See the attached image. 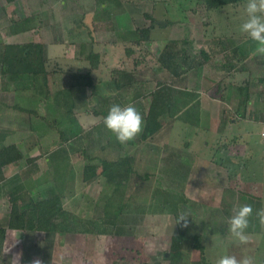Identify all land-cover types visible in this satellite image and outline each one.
I'll use <instances>...</instances> for the list:
<instances>
[{
  "label": "rangeland",
  "instance_id": "obj_1",
  "mask_svg": "<svg viewBox=\"0 0 264 264\" xmlns=\"http://www.w3.org/2000/svg\"><path fill=\"white\" fill-rule=\"evenodd\" d=\"M28 1L14 7L0 0V44H29L37 39L34 32L49 27L43 30H48L54 41L75 44L74 54H67L72 61L80 60L82 75L92 74L93 88L78 87L65 98L63 91L72 79L62 72L76 64L63 67L56 58L46 66L48 86L42 77L35 86L27 76L16 86L2 76L0 68V145L16 144L25 155L23 161L5 168V175L12 181L0 190V221L4 225L8 221L11 206L7 192L11 188L22 210L32 206L33 195L40 191L60 193L66 197V209L78 213L84 222L100 217L102 227L108 214L119 226L110 235L4 230L0 232V241L5 236L0 264H15L12 257L16 255L20 264H31L35 258L50 264L54 250L62 259L68 248L71 256L60 264H90L92 255L87 256L86 263L76 258L84 252H107L108 243L117 248L125 243L128 248L122 251L130 257V264H172L167 254L178 234L174 212L181 213L184 205L193 230L183 238L181 250L190 260L181 255L175 264H217L224 255L237 259L247 255L255 264H264V226L256 232L246 231L248 242L242 244L228 231L227 223L250 199L259 204L256 208H264V124L259 123L264 121V55L254 54L256 42L240 31L247 19V0L215 10H208L199 0H109L112 6L107 11L100 5L102 0H93V4L92 0H62L65 4L54 6ZM72 10H79L85 17L69 20L66 11ZM4 12L17 18L37 16L35 22L40 27L15 43L7 33L13 17ZM147 14L156 20L148 42L137 46L120 38L127 30L151 26ZM44 32L41 30L42 38L47 40ZM42 42L39 44L45 45ZM127 48L132 49L130 54ZM164 51L175 56L184 52L194 55L195 65L205 63L203 51L211 59L201 69L174 67L172 70L184 72L175 77L172 70L158 63ZM90 52L100 55L96 69L88 59ZM176 62L180 63V58ZM117 71L134 75L131 89H109ZM56 73L60 74L54 76ZM136 86L140 88L137 92ZM181 91L193 92L195 98L182 97L178 104L183 106L182 111L173 118L169 97ZM112 104L133 105L141 113L143 131L149 135L144 143L121 144L105 128L101 112H108ZM84 116L90 129L102 122L85 143L87 154L97 159L85 160L81 154L84 144L72 140L63 142L64 151L61 155L57 152L56 161H51L49 154L61 145V131L70 128L69 119ZM54 120L58 124L52 125ZM243 136L250 149L239 144ZM99 142L106 149L98 148ZM191 145L196 151L205 150L200 162L190 153ZM152 146L162 148L163 154L166 147L179 153L172 154V161L166 151L164 161L161 157L156 166L152 158H144L147 151L144 154L143 150ZM125 157H133V173L125 180L127 185L115 189L103 173L101 160L116 162ZM86 167L95 170L90 181L83 178ZM186 172L189 175L184 180ZM177 176L183 180L180 182ZM145 208L147 213L142 211ZM252 216L255 218V213ZM257 227L252 223L248 229L255 231ZM196 234L198 240L194 239Z\"/></svg>",
  "mask_w": 264,
  "mask_h": 264
},
{
  "label": "trees",
  "instance_id": "obj_2",
  "mask_svg": "<svg viewBox=\"0 0 264 264\" xmlns=\"http://www.w3.org/2000/svg\"><path fill=\"white\" fill-rule=\"evenodd\" d=\"M6 1L8 3H12L16 0H6ZM199 1L204 3L208 10H215L230 4L243 2L245 0H199ZM111 2L112 1L109 0H102L100 5L103 7V10L107 11L112 6ZM146 17L149 19L151 18L152 20L151 23L153 22L151 26L143 27L140 29L137 28L134 30H127L126 32L123 33V35L120 34V38L124 39L125 41L133 42L137 46H141L144 42H148L150 40L149 39L150 35L154 30V25L156 24V20L153 19V16L149 14H147ZM34 21L35 18L32 17H28L25 19H12V23L10 27L14 33L26 32L36 28V26H34ZM126 51L127 53L130 54L132 52V49L127 48ZM202 54L204 56L205 63L211 59V56L207 54L205 51H203ZM177 57L180 58L181 61L180 63L176 62ZM196 58H197L196 56L190 55L185 52L180 53L178 56H175V54H171L164 51L162 55L158 58V63L164 69L167 68L168 70L170 69V71L174 67L184 68L187 65L188 68L186 69L187 71H190L195 68L201 69L203 67V64H205L204 62L199 60L200 63H197L195 65ZM88 59L90 60L93 68L96 69L99 67L100 65L99 54L90 52L88 55ZM47 63H48L47 50H46V46L43 44L32 43V42L29 44H22V45L0 44L1 74L3 77H7L14 84H16V86L18 82L23 81L22 77L24 76H27L29 79L33 80V84L35 86L42 77L44 84L48 86L49 73L46 68ZM181 73L184 72L179 70L171 71L172 76L175 77H178ZM133 76H134L133 74L128 73L126 71H117L115 72V77L112 79V83L108 84V87L110 90L114 88V91H124L125 89H131L133 86V81L134 82L136 81L135 79L132 81ZM71 79H72V84H70L66 88V91L65 90L63 91L65 98H69L70 96H72V93H75L74 90L78 87L93 88V79L90 73L86 75L76 74L72 76ZM82 81L85 82L81 83ZM134 89H135L134 91L137 92L140 88L138 89V86H136L134 87ZM186 92L187 93L181 91L179 92V94H177V92L170 94L169 99L171 100V105H172L170 106L171 117L173 118L176 117L178 114H180V111H182L181 107L183 106L182 105L178 106V104L181 103L180 100L182 99V97L185 96V97L195 98L192 92L191 93H189V91ZM189 110L190 108H186L184 111L188 112ZM71 113L72 111H70V114ZM101 114H103L105 117L107 115V112L102 111ZM186 119H190L189 116H186ZM69 120L71 124L70 128L68 130L61 131V139H62L61 145L49 154L50 158H52L51 161L52 160L56 161L57 152H60L61 155V152L64 151L61 149L64 144L63 142L67 143L72 140H78L84 144V149L82 150L81 154L84 156L85 160L90 161L93 159H97L96 157H92L89 154H87L85 143H87V139H91L90 137L93 138V136L96 134L97 128L98 129L101 128L100 126L102 125V122L96 124L91 129L90 128L86 129L80 125V123L76 118H70ZM55 124H58L57 120H54L52 123V125ZM99 132L101 133V130ZM147 136L149 135L147 133L145 134L144 131L142 130L140 135H138L134 140L129 141V143L132 145H136L137 143L139 144L144 143L145 138ZM171 150L172 149L166 147L164 151L170 153V157H172L171 159L172 161H174V156L172 154L177 155V153L179 152L177 151L176 153H172L174 149L172 151ZM145 151H147V154ZM165 152L163 154L162 148L157 149L156 147L154 148V146L150 147L149 150L148 149L143 150V153L146 154V157L144 158L145 159L152 158L153 159L152 164L154 165L158 164L161 157H162V161H164ZM24 159H25L24 153L20 150V148L16 144L6 145L2 143L0 145V190H2L9 182L12 181L9 180L5 175V170H6L5 168L10 165L17 164L23 161ZM156 160L157 163H155ZM101 164H103L104 166L103 173L107 178L108 183L114 185L115 189H119L123 185L124 186L127 185V182L125 180L129 177L131 173H133L132 172L133 169L130 168V165L131 166L133 165V157L121 158L116 162H110L108 160L103 159L101 160ZM187 171L188 172L191 171V166L187 168ZM95 175H96L95 170L93 168L86 167L83 178L85 181H90L95 177ZM7 193L10 197L9 201H10L11 210L8 215V221L6 225L2 224V222L0 221V232L4 230L5 231L18 230V231H39L45 233H60V234L99 233L103 235H110L114 232H117L114 231L115 227L117 226L116 225L117 223L115 224L113 221V217L111 218L108 214L105 215L104 218L102 217L103 218L102 224H104L102 227L99 225L101 224L100 217L98 219L87 218L86 222H84L83 220L85 219L79 216L78 213L66 209L65 207L66 197L60 193H53L50 195L49 193L47 194L46 192L40 191L35 195H33V201H32L33 204L30 208L26 210L21 209L15 191L13 192L10 188ZM249 204L252 205L253 207V214L255 213V218L253 216L249 218L250 224L255 223L258 225V227L256 228L255 231L253 228H250L246 231L256 232L259 231L258 229H260V223L256 215L257 211L259 210L256 207L257 206L259 207V204L252 199H250ZM185 207L186 205H184V208H182L183 210H181V213L186 211ZM113 211L117 212L115 210ZM142 211L143 213H147L146 208L144 210L142 209ZM174 214L177 222L180 213L174 212ZM177 226H178V234L173 237V245H172L173 248L171 253H169V258H168L172 264H175L178 260H180L182 255V250H181L182 240L186 235L190 234L191 231L193 230L191 228L192 226L190 222L188 227L186 228L181 227L180 224H177ZM122 231L123 230L120 229V231L118 232L121 233ZM4 238L5 236L0 241V249L3 248L2 244L5 240ZM194 239L198 240L199 234H196L194 236ZM194 246L199 250L203 251L202 246H200L198 243H195Z\"/></svg>",
  "mask_w": 264,
  "mask_h": 264
},
{
  "label": "clouds",
  "instance_id": "obj_3",
  "mask_svg": "<svg viewBox=\"0 0 264 264\" xmlns=\"http://www.w3.org/2000/svg\"><path fill=\"white\" fill-rule=\"evenodd\" d=\"M247 19L241 24L240 31L246 34L249 39L256 42L257 47L254 54L264 55V0H247L245 6ZM103 124L107 130L113 133L116 140L126 144L134 140L143 130L144 118L133 105L112 104L103 118ZM253 214V207L250 204L241 205L228 219V231L239 243H247L246 230L250 227V217ZM259 223L264 226V208L256 213ZM190 214L182 212L177 222L181 227H188ZM15 264H20L19 255L13 256ZM31 264H43L39 258L33 259ZM217 264H255L251 256H244L237 259L233 255H224L217 260Z\"/></svg>",
  "mask_w": 264,
  "mask_h": 264
},
{
  "label": "crops",
  "instance_id": "obj_4",
  "mask_svg": "<svg viewBox=\"0 0 264 264\" xmlns=\"http://www.w3.org/2000/svg\"><path fill=\"white\" fill-rule=\"evenodd\" d=\"M6 1V0H5ZM27 2V0H16V1H14V2H12V3H8L7 1H6V5H11V6H14V7H17L18 5L20 6L21 4H23V3H26ZM30 4H40L41 2H43L44 4L46 3L47 4V2L49 3V5L50 6H54V5H56V4H58V3H60L61 2V5L62 4H65V2L64 1H62V0H43V1H40V0H38V1H32V0H29L28 1ZM43 3H41V4H43ZM92 4H93V0H92ZM127 9V8H126ZM35 12H38V11H35ZM35 12H33L34 14H36ZM67 13V16H69V20H73L74 18H76L77 16L80 18V17H85V16H83V14H81L80 12H79V10H72L71 12H68V11H66ZM150 13V12H149ZM4 14H5V12H4ZM5 15H7V17H9V18H11V17H13V16H11L9 13L8 14H5ZM15 16V15H14ZM87 16V15H86ZM143 16H145V14H143ZM28 17H32V18H35V21H38V17L37 16H25V17H22L21 18V16H20V18H17V17H13V19H25V18H28ZM92 17H95L94 16V14L92 13ZM127 17L128 18H131V14L130 13H128L127 14ZM12 19V18H11ZM34 21V26H36V28L35 29H38L39 27H40V23L38 22H35ZM45 29L46 28H49V27H44ZM44 28H41V30L42 31H45L44 32V35L46 36V34H47V36H48V39L47 40H45V39H43L42 38V35L43 34H41V30H40V32H39V30L37 31V32H34V33H36L35 34V36H37V39H32V40H30V43L32 42V43H43L42 41H44V44H45V46H46V50H47V55H48V62H50V60H51V58L53 59V58H56V60L58 61V62H60L62 65H63V67L67 64V65H69V67H70V64H72V63H74V64H76V66H75V68H72V66L69 68L70 70H65L64 72H62L63 73V76L64 77H67L68 79L69 78H72V76H74V75H76V74H82V72H80V65H81V62H80V60H76V61H72V56L71 55H68L67 53H69V52H72L73 54H74V52H75V44H73V43H71L70 45H69V43H67V42H63V43H61V42H56V41H54L53 40V38H51V35L49 34V32H48V30H43ZM35 29H33V30H30V31H26V32H18V33H14L13 31H12V29H11V27H9V29H8V31H7V33H8V36H10V37H12V38H14V42L15 43H17V42H19V41H17V40H19V38L21 39V38H23L25 35H27L28 33L30 34V33H33V31L35 30ZM69 30L70 31H72L73 30V26L72 25H70V28H69ZM36 31V30H35ZM2 34L6 37L7 35H6V33H3L2 32ZM82 34V33H81ZM34 36V35H33ZM65 38V37H64ZM66 39V38H65ZM84 41V40H83ZM21 43V42H20ZM17 44H19V43H17ZM66 47V48H65ZM57 49V50H55V51H53V49ZM52 52V53H51ZM74 58V57H73ZM60 73H56V74H53L54 76L55 75H59ZM49 75H50V73L48 74V77H49ZM91 76H92V74H91ZM87 88V87H86ZM85 89H83L82 91H84ZM193 93V92H192ZM99 113V112H98ZM235 115V114H234ZM238 115V114H237ZM78 122L80 123V125L82 126V127H84V128H86V129H89L88 128V122H89V120H87V118L84 116L83 118L82 117H78ZM190 120V119H189ZM259 123H263L264 124V121H261V122H259ZM87 124V125H86ZM91 125V124H90ZM89 125V126H90ZM96 125V124H95ZM264 134V133H263ZM263 137H264V135H263ZM245 141V142H244ZM103 143L102 142H99L98 143V148H100L101 150H103V149H106V148H103V147H105V146H103L102 145ZM240 145L241 144H243L244 146H246L247 147V145H246V140H245V137L243 136V138H241V142L239 143ZM248 149H250V145L247 147ZM190 149H192V151L190 152V153H192V155H193V158H195L198 162H200V159L201 158H199V157H201V156H206L205 155V153L206 152H204L205 150L202 148H200L199 150H194V148H192V145L190 146ZM248 149H246V151H248ZM195 151V152H194ZM198 151H200L201 153H198ZM247 153V152H246ZM182 158V157H181ZM183 159V158H182ZM184 161V160H183ZM183 161H181V164H182V162ZM185 163V162H184ZM187 173V172H186ZM186 173H184L183 174V177H184V180H187L188 179V176L187 175H189V173H187V175H186ZM177 178V180H179L180 182H181V180H183V178L181 177V176H178V177H176ZM184 182V181H183ZM215 206H213V208H214ZM215 209V208H214ZM218 209H220V208H218ZM210 228V227H209ZM81 241V240H80ZM226 241V240H225ZM70 242V241H69ZM68 242V243H69ZM118 242V241H117ZM86 244V242L84 243V245ZM69 246H71V244L69 243L68 244ZM96 245V244H95ZM121 245H123V247L121 246ZM68 246V247H69ZM121 246V247H120ZM120 246H119V248H117V245L115 246V247H113L110 243H108V245H107V252H104V249H102V252L101 253H98V254H87V253H85L84 252V254H83V256L82 255H80L79 257H77L76 259H78V260H80V259H82V261H83V263L88 259L87 258V256H91L90 257V260H92V262L90 263V264H130V257L128 256V255H126L125 253H124V251H122V250H124V248H128L127 247V245L125 244V243H121L120 244ZM94 248H96L95 246H94ZM70 249V250H69ZM71 248H68L66 251H65V254H64V256H63V258L62 259H60L59 257H58V255L56 254V251L54 250L53 251V255H52V258H51V261H52V263L50 262V264H60V263H62L63 261H65L66 260V257H69V256H71ZM97 253V252H96ZM81 254V253H80ZM182 257L185 259H189L190 260V258H188L187 256H186V253H182ZM182 258V259H183ZM107 259H113V261H107V262H105V260H107ZM184 259H183V261H184ZM62 261V262H61ZM86 263V262H85Z\"/></svg>",
  "mask_w": 264,
  "mask_h": 264
},
{
  "label": "water",
  "instance_id": "obj_5",
  "mask_svg": "<svg viewBox=\"0 0 264 264\" xmlns=\"http://www.w3.org/2000/svg\"><path fill=\"white\" fill-rule=\"evenodd\" d=\"M161 25H166L165 22H160ZM167 256H169V254H167Z\"/></svg>",
  "mask_w": 264,
  "mask_h": 264
},
{
  "label": "built area",
  "instance_id": "obj_6",
  "mask_svg": "<svg viewBox=\"0 0 264 264\" xmlns=\"http://www.w3.org/2000/svg\"><path fill=\"white\" fill-rule=\"evenodd\" d=\"M264 135V134H263Z\"/></svg>",
  "mask_w": 264,
  "mask_h": 264
}]
</instances>
